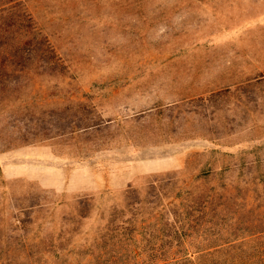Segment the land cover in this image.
<instances>
[{
	"label": "rangeland",
	"instance_id": "rangeland-1",
	"mask_svg": "<svg viewBox=\"0 0 264 264\" xmlns=\"http://www.w3.org/2000/svg\"><path fill=\"white\" fill-rule=\"evenodd\" d=\"M122 226L264 264V0H0V264Z\"/></svg>",
	"mask_w": 264,
	"mask_h": 264
},
{
	"label": "trees",
	"instance_id": "trees-1",
	"mask_svg": "<svg viewBox=\"0 0 264 264\" xmlns=\"http://www.w3.org/2000/svg\"><path fill=\"white\" fill-rule=\"evenodd\" d=\"M11 62L19 63L17 59H12ZM176 221H178L177 218H175L171 227H176ZM164 223V228H166V222ZM185 226L191 228L192 225L188 222L186 225L184 224L181 230L183 234H187L186 230L183 229ZM108 229L114 232L109 234V239L105 240L108 243L106 242L103 245L100 253L95 255L92 263L89 264H223L220 262L201 263L197 261L201 256L212 257L218 251L215 248L210 249L199 246L190 248L182 245V242L176 243L177 246L175 247H173L172 242H169L167 246H164L165 244L158 246L156 243H151L152 238L150 239L146 235L138 237V233L133 231L132 226H122L120 230ZM174 232H178V229L176 231L175 228ZM170 234V232L163 233V237H169ZM143 240H146V243L142 244ZM161 243H164L163 238H161ZM56 256L59 258L60 253H57Z\"/></svg>",
	"mask_w": 264,
	"mask_h": 264
}]
</instances>
